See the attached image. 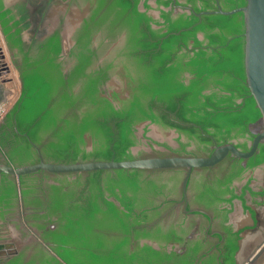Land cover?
I'll return each instance as SVG.
<instances>
[{
    "label": "flooded vegetation",
    "instance_id": "af4514ba",
    "mask_svg": "<svg viewBox=\"0 0 264 264\" xmlns=\"http://www.w3.org/2000/svg\"><path fill=\"white\" fill-rule=\"evenodd\" d=\"M226 2L0 0L21 36L11 41L0 19L19 85L0 121V164L208 157L227 144L250 152L261 113L250 118L244 66L201 73L221 58L196 62L224 46L207 35L219 27L200 26ZM35 69L50 83V110L35 128L23 129L31 113L7 125ZM187 97L199 107L184 109ZM249 261L264 264V140L212 165L0 172V264Z\"/></svg>",
    "mask_w": 264,
    "mask_h": 264
},
{
    "label": "water",
    "instance_id": "95a60500",
    "mask_svg": "<svg viewBox=\"0 0 264 264\" xmlns=\"http://www.w3.org/2000/svg\"><path fill=\"white\" fill-rule=\"evenodd\" d=\"M10 3V2H9ZM242 13L244 22L243 37V66L246 85L250 95L254 98L257 108L260 110V117L256 123L257 136L254 140L253 149L250 152H241L234 145L227 144L219 146L211 156L208 157H147L133 160H97L68 164H34L15 168L8 164H0V172H7L13 175H21L36 171L40 168L51 171H92L98 169L116 168H168L178 166H203L212 165L223 158L229 151L241 157H249L258 148L260 141L264 140V0H246L245 4L231 10H214L204 13L233 14ZM4 41V45L3 42ZM6 36L0 22V102L8 101L3 91L4 85L13 81L11 68L7 60ZM245 248V241L241 244V253ZM243 263L241 264H250Z\"/></svg>",
    "mask_w": 264,
    "mask_h": 264
},
{
    "label": "trees",
    "instance_id": "16d2710c",
    "mask_svg": "<svg viewBox=\"0 0 264 264\" xmlns=\"http://www.w3.org/2000/svg\"><path fill=\"white\" fill-rule=\"evenodd\" d=\"M245 4V0H228L223 6V9L230 10L238 6H242ZM2 5H0V19L4 28L5 33L8 35V38L16 44L21 43V36L19 33V29L15 32H10L12 25L9 24V21L14 18L12 15L11 17H7L9 13H11V9L1 10ZM197 17L194 16V20ZM19 21H15L17 24ZM215 25L220 28V31L214 32L213 34L207 33L212 39V42L219 41L218 38H221L222 46L221 48H217L213 50L214 54L211 55L210 58L205 59L203 61H196L197 63L201 62H216L219 58H221L220 62L214 63V66L209 68L204 63V67L200 68V72H215L218 69H225V70H235L237 74H243V37L242 33L244 32V22L242 18L241 12H236L233 14H207L203 16V24L200 28L206 29V25ZM227 30V31H226ZM226 32L230 33V35L234 36L232 39H226ZM226 39V40H225ZM59 47L57 46V52L59 51ZM22 95L20 100L14 106V108L9 112V118L7 119V125H13L12 120L16 117L18 121V126L22 127V122L20 120L21 114L31 113V117L27 119V123L23 129H28L30 126H34L35 124L39 123L38 117L43 114L45 111H49L50 108L48 107V102L50 97L49 90H50V83L46 76L42 74L38 69L34 71L27 72L24 74V82L22 87ZM247 93H250L247 90ZM247 99V108L250 111V118L253 119L260 114L259 109L256 107V103L252 96ZM198 97H187L186 99H181L182 105L184 109H193L199 107L197 103ZM212 99V97H209ZM226 98L222 97L219 99V102L225 101ZM218 102V101H217ZM218 102V103H219ZM188 103H192V106H188ZM226 104H231V102L226 101ZM172 107H176L175 105H171ZM210 124V123H209ZM7 125L2 126L5 128ZM31 132V131H30ZM33 133V132H31ZM1 134V132H0ZM1 136V135H0Z\"/></svg>",
    "mask_w": 264,
    "mask_h": 264
},
{
    "label": "crops",
    "instance_id": "0c3cea01",
    "mask_svg": "<svg viewBox=\"0 0 264 264\" xmlns=\"http://www.w3.org/2000/svg\"><path fill=\"white\" fill-rule=\"evenodd\" d=\"M11 76H13L12 72H11ZM18 86L19 85L17 84V82H15L14 79L12 82L4 85L3 91H4L5 96L7 97L8 101L13 100L15 98V96L19 90Z\"/></svg>",
    "mask_w": 264,
    "mask_h": 264
},
{
    "label": "built area",
    "instance_id": "2783aa9c",
    "mask_svg": "<svg viewBox=\"0 0 264 264\" xmlns=\"http://www.w3.org/2000/svg\"><path fill=\"white\" fill-rule=\"evenodd\" d=\"M10 101L0 102V121L4 118L8 111Z\"/></svg>",
    "mask_w": 264,
    "mask_h": 264
}]
</instances>
